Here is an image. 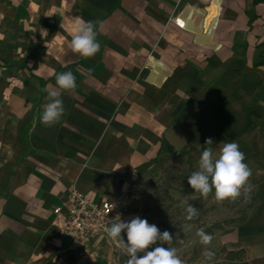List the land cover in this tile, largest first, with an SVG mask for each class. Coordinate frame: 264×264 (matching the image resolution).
I'll return each instance as SVG.
<instances>
[{"label": "crops", "instance_id": "0c3cea01", "mask_svg": "<svg viewBox=\"0 0 264 264\" xmlns=\"http://www.w3.org/2000/svg\"><path fill=\"white\" fill-rule=\"evenodd\" d=\"M78 17L96 26L94 58L71 50ZM68 71L77 87L45 127L43 89ZM207 138L214 155L234 140L260 191L223 244L264 264V0H0V264H114L108 245L72 254L54 214L68 191L117 200L164 143L201 155Z\"/></svg>", "mask_w": 264, "mask_h": 264}, {"label": "clouds", "instance_id": "9594fccd", "mask_svg": "<svg viewBox=\"0 0 264 264\" xmlns=\"http://www.w3.org/2000/svg\"><path fill=\"white\" fill-rule=\"evenodd\" d=\"M76 19L78 27L70 41L71 50L83 58H94L101 48L97 40L96 26L83 18ZM55 84L57 87L52 90L48 87L43 89L47 93L48 102L43 105L40 120L45 127L61 122L65 115L61 95L63 92H72L77 87L76 78L71 71L58 73ZM211 145H214L213 139L207 138L198 162V170L188 177V184L204 199H208L214 189V198L218 203L236 202L241 196L248 202L253 186L250 183L252 170L245 163V154L234 140L223 143L218 155H214ZM184 203L187 205L185 220L192 221L198 217V209L188 201ZM185 228L190 229L191 225L185 224ZM105 231L108 238L118 242L123 248L129 257L127 264H184L177 248L164 246L173 243V235L167 230L161 232L156 225L149 224L139 216L122 221L121 215L117 214ZM122 233H126V242ZM196 236L204 245V264H209L215 258V252L209 250L213 237L203 228L196 232ZM180 243L183 244V240Z\"/></svg>", "mask_w": 264, "mask_h": 264}, {"label": "rangeland", "instance_id": "374dc122", "mask_svg": "<svg viewBox=\"0 0 264 264\" xmlns=\"http://www.w3.org/2000/svg\"><path fill=\"white\" fill-rule=\"evenodd\" d=\"M199 159L194 153L185 158L164 156L148 175L135 181L131 189L117 199L119 207L127 217H156L158 229L167 230L174 238L171 245L164 246L177 248L184 264H204V245L196 236L201 228L213 237L209 250L215 252V258L209 264H244L246 258L238 255V250L225 246L223 237L240 227L246 214L257 211L260 191L252 188L248 202L241 196L236 202L218 203L215 192L204 199L188 184V177L198 170ZM184 201L198 209L199 215L192 221L185 220L187 205ZM185 224H190L191 228H185ZM109 251L113 249L110 247ZM114 255L119 264H127L129 257L122 247Z\"/></svg>", "mask_w": 264, "mask_h": 264}, {"label": "built area", "instance_id": "2783aa9c", "mask_svg": "<svg viewBox=\"0 0 264 264\" xmlns=\"http://www.w3.org/2000/svg\"><path fill=\"white\" fill-rule=\"evenodd\" d=\"M67 198V202L54 214L65 218L62 236L71 241L72 254L81 259H90L99 244L108 245L115 254L119 253L121 248L107 237L105 231L117 214L121 215L122 221H127L117 200L107 198L93 201L76 189L69 190ZM114 264L119 262L116 260Z\"/></svg>", "mask_w": 264, "mask_h": 264}, {"label": "trees", "instance_id": "16d2710c", "mask_svg": "<svg viewBox=\"0 0 264 264\" xmlns=\"http://www.w3.org/2000/svg\"><path fill=\"white\" fill-rule=\"evenodd\" d=\"M190 153H194V154L198 155L199 157L201 156L200 153H198L196 150H193V149H190V150L186 149V150H183L180 153H176L172 147H170L167 143H164L163 146H162V149L160 151V154H159L157 160L155 161V165H157L159 163V161L164 156L169 155V156H177L178 158H185V157L189 156ZM213 192H215L214 189H213ZM259 202H260V194H259ZM247 222H248V216L246 214V216L244 217V220L242 221L241 226L245 225ZM230 254H232V253H230ZM237 254L240 255L243 258H246V254L243 251H240ZM244 264H248L247 260L245 261Z\"/></svg>", "mask_w": 264, "mask_h": 264}, {"label": "bare ground", "instance_id": "6f19581e", "mask_svg": "<svg viewBox=\"0 0 264 264\" xmlns=\"http://www.w3.org/2000/svg\"><path fill=\"white\" fill-rule=\"evenodd\" d=\"M218 13H219V11H218L217 8H213V9L210 11L209 16H208V18H207V25H209V23H210L211 21H214V20L217 19V17H218ZM178 23H179V25L181 26V28H183V29L185 28V24H184V23H182L181 21H179Z\"/></svg>", "mask_w": 264, "mask_h": 264}]
</instances>
